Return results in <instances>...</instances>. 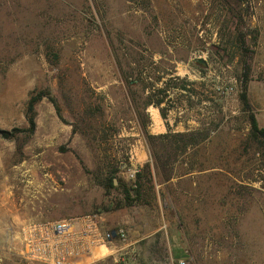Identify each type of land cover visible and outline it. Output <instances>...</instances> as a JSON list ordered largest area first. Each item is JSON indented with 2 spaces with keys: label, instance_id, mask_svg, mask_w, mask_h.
Masks as SVG:
<instances>
[{
  "label": "rangeland",
  "instance_id": "rangeland-1",
  "mask_svg": "<svg viewBox=\"0 0 264 264\" xmlns=\"http://www.w3.org/2000/svg\"><path fill=\"white\" fill-rule=\"evenodd\" d=\"M252 117L264 0H0V264H38L25 222L96 212L128 239L89 264H264Z\"/></svg>",
  "mask_w": 264,
  "mask_h": 264
},
{
  "label": "built area",
  "instance_id": "built-area-1",
  "mask_svg": "<svg viewBox=\"0 0 264 264\" xmlns=\"http://www.w3.org/2000/svg\"><path fill=\"white\" fill-rule=\"evenodd\" d=\"M17 234L23 256L38 264H89L128 239L124 227L109 228L96 213L25 222Z\"/></svg>",
  "mask_w": 264,
  "mask_h": 264
},
{
  "label": "trees",
  "instance_id": "trees-1",
  "mask_svg": "<svg viewBox=\"0 0 264 264\" xmlns=\"http://www.w3.org/2000/svg\"><path fill=\"white\" fill-rule=\"evenodd\" d=\"M49 99L50 101L54 102V99L51 97V94L48 91H43V92H38L32 95L29 103H28V108H27V118H28V122L30 125V129L29 132H33L35 130V107L36 105L42 101L43 99ZM57 114L60 116V110L57 107ZM251 138L259 144V146L264 148V128H259L257 121L252 117V121H251ZM0 136L5 138V139H10L13 134H9L8 132L5 131H0ZM144 169V173H151L150 169H149V164H146ZM144 175V174H143ZM142 174H139V180L142 179ZM116 179V176L113 175L111 176L109 179L105 180V188L107 189H114L115 188V184H114V180ZM141 190H142V184L140 182H137V186H136V197H140L141 196ZM125 193H126V197L127 200L130 201L131 200V194H130V189H125ZM136 199V198H133ZM96 214H100L99 212H96Z\"/></svg>",
  "mask_w": 264,
  "mask_h": 264
},
{
  "label": "water",
  "instance_id": "water-1",
  "mask_svg": "<svg viewBox=\"0 0 264 264\" xmlns=\"http://www.w3.org/2000/svg\"><path fill=\"white\" fill-rule=\"evenodd\" d=\"M115 183H117V180H115Z\"/></svg>",
  "mask_w": 264,
  "mask_h": 264
}]
</instances>
